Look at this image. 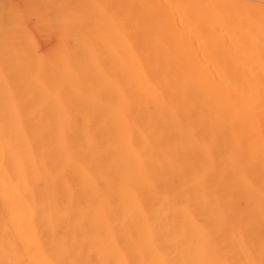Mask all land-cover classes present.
<instances>
[{
  "label": "bare ground",
  "instance_id": "6f19581e",
  "mask_svg": "<svg viewBox=\"0 0 264 264\" xmlns=\"http://www.w3.org/2000/svg\"><path fill=\"white\" fill-rule=\"evenodd\" d=\"M259 4L38 1L57 68L39 91L0 72V264H264ZM40 142L53 175L31 186L17 151Z\"/></svg>",
  "mask_w": 264,
  "mask_h": 264
},
{
  "label": "rangeland",
  "instance_id": "374dc122",
  "mask_svg": "<svg viewBox=\"0 0 264 264\" xmlns=\"http://www.w3.org/2000/svg\"><path fill=\"white\" fill-rule=\"evenodd\" d=\"M38 1L39 0H14V1L0 0V72L9 76L10 75L13 76L14 72L16 71L17 73L15 72V75L17 74L19 76H24L25 79L31 81L30 86L32 89L36 91L40 87L39 80L42 77L43 72L46 69H51L52 71H54L57 68L56 57L58 52L57 34L53 26L40 22L36 19L34 8L35 6H37ZM246 1L254 4L261 3L262 5H264L263 3L264 0L262 2L261 1L258 2V0H256L255 2L254 0L253 1L246 0ZM8 9L11 14L10 16L8 13L9 12ZM42 30L44 32H42ZM45 34H47L49 37L46 36ZM47 38L51 40H48ZM25 85L26 82L21 83V88L22 87L24 88ZM36 86L38 88H36ZM52 89L54 90V87H52L51 90ZM39 101L41 102V99L39 97H37L33 101L34 102L33 109L35 111L34 112L35 114L33 112L31 113L32 114L31 119H29V117L25 115L24 116L22 115L23 117L21 116L22 128L24 130L25 137L28 140L32 138L34 133H36V127H37L36 124L38 120H40V117L43 113V111L41 110V103H39ZM17 102H20V100H17ZM36 102L38 103V105H40V107L37 105ZM18 110L19 108L17 109V111ZM35 115L36 117L34 118ZM34 144L35 146L31 144L32 146L29 149L31 150L30 152L25 147L22 148L20 147V149H18L17 151L19 158L23 161L24 164L23 165L24 168L20 172V176L22 177L20 178V181L29 183V185L31 186H37L43 180H51V177L48 176L53 175L52 167L48 165L45 161L46 159L43 154L44 153L43 143L40 142L37 145L36 143ZM29 153H31L32 155H30ZM29 160H31V164H29L30 163ZM33 173L35 174L33 175ZM204 219L213 220L211 218H197V220L198 221L200 220V222L201 220L204 221ZM226 219L230 221L246 220L243 217H234V218H226ZM224 230L222 229L215 230L210 226H204V227H200L197 231L201 238L209 239L216 237L218 232H220L218 237H222L223 236L222 231ZM233 230L234 232L239 233L238 235L244 236L245 238L251 237V239H253L252 238L253 235L258 232L259 234L256 235V237L258 236L256 239L260 242L264 241V234L262 233V235H260V231H257L256 233L253 234L252 227L244 226V225L243 226L240 225L239 227L238 225H235L229 228L226 232H230ZM234 235L237 236L236 233H234Z\"/></svg>",
  "mask_w": 264,
  "mask_h": 264
}]
</instances>
